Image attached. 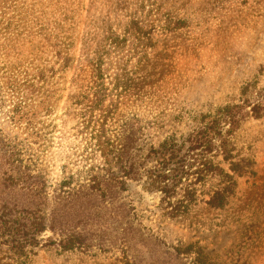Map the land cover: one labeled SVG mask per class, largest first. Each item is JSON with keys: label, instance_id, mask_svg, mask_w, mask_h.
<instances>
[{"label": "rangeland", "instance_id": "1", "mask_svg": "<svg viewBox=\"0 0 264 264\" xmlns=\"http://www.w3.org/2000/svg\"><path fill=\"white\" fill-rule=\"evenodd\" d=\"M0 131L33 151L36 207L87 249L48 230L37 256L1 247L0 264H264V0H0ZM119 149L146 169L162 152L168 176L201 166L200 201L171 219L146 178L84 199ZM219 185L225 207L206 205ZM130 204L141 224L119 228Z\"/></svg>", "mask_w": 264, "mask_h": 264}, {"label": "trees", "instance_id": "2", "mask_svg": "<svg viewBox=\"0 0 264 264\" xmlns=\"http://www.w3.org/2000/svg\"><path fill=\"white\" fill-rule=\"evenodd\" d=\"M215 132L211 135V142L218 133ZM29 136L33 138L34 133H29ZM32 153V149L27 150L22 142L4 135L0 131V166L6 168L0 175V248L5 247L10 253L25 258H29L30 255L37 256L41 245L40 239L49 230L57 237L58 242L55 243L62 250H79L82 252L87 250L83 245L84 242L81 241L82 238L66 229L68 224L66 214L58 212L53 217V215L51 216L46 211L36 207L35 202L38 201V197L43 194L46 187L40 184L34 166V154ZM156 153V165L151 169H146L142 163L141 165L137 162L131 163L128 161L124 151L119 149L116 153L117 157H115L118 176L108 178V180L111 179L116 183L109 186L106 175H103L104 171L97 173L89 171L87 181L79 185L78 190L84 192L83 198L86 200H89V198L94 199V191L105 193V190L109 188H112L110 193L120 197L121 191H128L130 182L139 184L146 178V182L150 180L152 188L161 193L162 204L166 205L167 209L166 216L171 219L181 217L200 201L197 195V185L203 181L204 169L201 166L194 167L193 164H187V161L180 160L175 164L174 174L168 176L164 170L165 162H161L162 152L157 151ZM142 159L141 156L140 160ZM210 172L212 175L222 173L224 175L222 184L228 185V188L232 187V183L225 181L229 176L220 165L211 163ZM65 185L68 187V184L61 187L63 194L66 193ZM222 188L219 185L211 193L212 195L210 194L211 200L206 202V205L225 207L226 196H228L225 192L228 188ZM128 207L127 213L123 212L117 217V220L120 221L119 228L123 227L126 221V223L141 224L135 207L131 204ZM87 215L91 218L94 217V211L89 210ZM135 232L132 235V243L141 238L144 239V234L135 235ZM50 241L48 240V242Z\"/></svg>", "mask_w": 264, "mask_h": 264}]
</instances>
